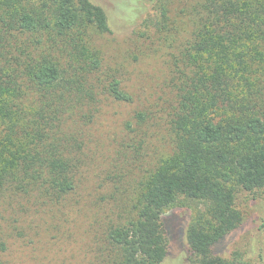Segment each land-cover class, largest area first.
<instances>
[{
  "label": "trees",
  "instance_id": "1",
  "mask_svg": "<svg viewBox=\"0 0 264 264\" xmlns=\"http://www.w3.org/2000/svg\"><path fill=\"white\" fill-rule=\"evenodd\" d=\"M146 1L157 45L168 48L171 103L151 128L145 110L125 126L136 160L147 131L169 145L137 172L107 178L97 264H161L179 208L191 210L189 264H264L255 247L214 253L243 223L237 193L264 189V0ZM110 33L90 0H0V212L59 204L76 189L82 136L100 111L89 37ZM103 87L116 102L132 100L113 77Z\"/></svg>",
  "mask_w": 264,
  "mask_h": 264
},
{
  "label": "rangeland",
  "instance_id": "2",
  "mask_svg": "<svg viewBox=\"0 0 264 264\" xmlns=\"http://www.w3.org/2000/svg\"><path fill=\"white\" fill-rule=\"evenodd\" d=\"M90 1L105 10L111 33L89 37L100 60L92 77L98 86L100 111L82 136V164L86 170L80 169L76 189L59 204L20 201L15 211L0 212L3 264H97L94 243L105 216L100 199L112 185V181L106 184L107 178L137 172L142 168L137 166L139 163L147 165L149 157L169 145L163 135L152 137L157 129L147 131L139 153L142 158L136 160V138L125 126L132 123L135 111L145 110L153 112L146 129L151 128L154 119L165 114L164 109L171 103L163 84L168 48L157 45L155 28L148 25L151 21L154 25L153 11L146 0ZM111 77L129 93L131 102H116L102 94L106 79ZM235 205L243 212V223L216 245L214 253L229 258L234 251L247 253L255 247L253 254L257 256L261 249L264 259V189L238 192ZM174 214L171 225L167 222L169 246L161 264H189L183 226L191 210L179 208Z\"/></svg>",
  "mask_w": 264,
  "mask_h": 264
}]
</instances>
